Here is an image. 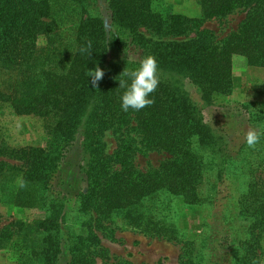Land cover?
<instances>
[{
	"label": "trees",
	"instance_id": "16d2710c",
	"mask_svg": "<svg viewBox=\"0 0 264 264\" xmlns=\"http://www.w3.org/2000/svg\"><path fill=\"white\" fill-rule=\"evenodd\" d=\"M96 1L0 0V104L17 116L41 118L46 133L60 143L80 136L86 189L76 206L77 212L89 214L86 229L91 221L99 225L119 220L132 232L177 241L169 213L177 200L186 206L204 201L200 187L208 164L200 149L214 140L184 80L198 87L206 100L212 92L231 90L239 64L264 69V0H196L200 14L193 18L163 17L152 8V0H104L109 26L98 14ZM59 4L69 9L67 35L59 31L63 22L59 11H64L55 9ZM239 9L245 18L219 44L153 41L139 31L142 27L157 36L179 37ZM89 41L91 54L81 51ZM150 54L163 72L150 97L155 103L140 111H124L121 97L126 89L120 88L119 80L127 78L120 74L125 68L137 69ZM98 65L105 75L97 88L87 72ZM107 130H124L133 137L121 134L113 154L103 157L100 138ZM140 151L163 153L166 159L155 168L140 170L133 161ZM58 159L40 147L0 145V191L9 189L7 177L14 184L6 201L46 212L43 220L3 227L0 250L10 244L18 264H95L97 259L100 264H129L109 263L102 249L91 251L90 246L99 245L92 230L87 239L77 234L62 244L58 225L64 214L59 200L49 201L44 193ZM240 202L254 217L253 227L264 229V175L253 179ZM61 254L68 260L60 263Z\"/></svg>",
	"mask_w": 264,
	"mask_h": 264
},
{
	"label": "rangeland",
	"instance_id": "374dc122",
	"mask_svg": "<svg viewBox=\"0 0 264 264\" xmlns=\"http://www.w3.org/2000/svg\"><path fill=\"white\" fill-rule=\"evenodd\" d=\"M96 3L98 14L109 26L106 3L104 0ZM152 8L163 17L178 14L193 18L200 14L196 0H152ZM55 9L66 7L59 4ZM66 11L69 9L59 11L63 20L59 31L63 35L71 33ZM244 18L245 11L239 9L224 17L207 20L198 31L179 37L157 36L142 27L139 31L153 41L190 42L198 47L219 44L238 29ZM184 88L201 113L203 123L213 131L214 140L210 146L200 149L208 164L200 187L204 201L196 206H186L177 200L169 213V219L178 231L177 241L132 232L119 220L99 225L91 221L86 229L89 214L77 212L76 206L79 195L86 189L81 169L86 160L80 136L76 135L72 142L60 143L46 133L41 118L17 116L8 105L0 104V145L40 147L59 157L56 171L49 172L44 193L49 201L59 200L57 204L64 214L63 222L58 225L63 245L64 239L72 240L77 234L87 239L92 230L99 245L90 246V250L102 249L109 263L181 264L183 260L185 264H264V229L253 227L254 217L243 210L240 202L253 179L259 174L264 175V135L255 148H250L245 140L248 130L264 128V69L239 64L233 71L231 90L228 93L212 92L206 100L199 88L188 80H184ZM121 134L123 138L133 137V133L124 130L115 133L107 130L102 134L100 149L103 157L113 154ZM133 158L135 166L145 170L157 167L166 155L140 151L135 152ZM1 159L20 165L13 160ZM6 179L5 185L9 189L0 191V230L11 223L43 220L45 209L17 208L6 201L8 192L14 188L13 182ZM59 256L62 258L60 263L68 260L65 254ZM101 262L97 259L95 264ZM0 264H18V254L10 244L0 250Z\"/></svg>",
	"mask_w": 264,
	"mask_h": 264
},
{
	"label": "clouds",
	"instance_id": "9594fccd",
	"mask_svg": "<svg viewBox=\"0 0 264 264\" xmlns=\"http://www.w3.org/2000/svg\"><path fill=\"white\" fill-rule=\"evenodd\" d=\"M91 47V41H89L87 47L82 48L81 51H87L91 54ZM87 75L90 77L91 84L98 88V83L103 79L105 72L98 65L95 69H89ZM162 75L163 72L160 69L157 58L151 54L141 60L140 66L137 69L130 70L125 68L120 76L127 79L119 80L120 88L126 89L121 97L122 109L128 111L131 108L135 111H140L154 104V99L150 97L158 88ZM262 135H264V128L248 130L245 135L247 145L250 148H255ZM21 186L23 187L24 185L21 184Z\"/></svg>",
	"mask_w": 264,
	"mask_h": 264
}]
</instances>
